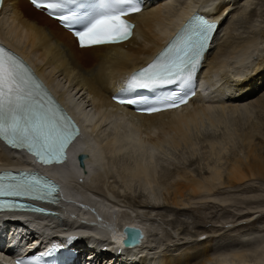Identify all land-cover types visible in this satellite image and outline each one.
Returning <instances> with one entry per match:
<instances>
[{"label":"bare ground","instance_id":"bare-ground-1","mask_svg":"<svg viewBox=\"0 0 264 264\" xmlns=\"http://www.w3.org/2000/svg\"><path fill=\"white\" fill-rule=\"evenodd\" d=\"M177 1L155 0L151 2L148 10L134 15L133 19L137 27L134 36L125 43L79 48L77 40L71 33L59 26L55 20L34 9L27 0H5L0 14V38L26 57L82 125V135L72 145L71 152L83 148L81 150L84 153L90 154L86 159L88 164L86 174L80 172L77 166L70 162L44 169L45 172L57 178L62 186L64 192V200L60 204L62 218L28 213L13 215L14 218L27 217L33 225L41 227L44 231L49 229L53 234L77 232L81 236L78 242L83 250L90 244L96 249L106 245L111 252L116 253L117 264H197L194 261L202 256L200 254L188 256L184 260L182 257L171 259L172 257L165 255L163 259L157 261L160 259V257L156 258L159 254L158 250L150 252L157 248L147 251L149 242L133 250L123 249L119 242H111L108 238L116 241L113 238L114 234L123 230L126 225L143 226L142 228L148 233V241L151 240L152 231L143 222L136 221L138 219L129 217L125 221H120L121 212L118 214L113 209L115 207L103 205L101 200L82 188L91 182L100 181L105 173H108L105 153H110L115 159L133 154V158H136L135 163L126 168L129 183L140 182L144 191L149 193L146 196L152 198L156 190L154 188V175L157 168L154 164L156 151L166 145L179 146L185 143L187 145L194 140V134L206 133L211 127L215 128L220 124H225V127L228 124V127L230 124L236 125L235 123L241 121L250 112L248 106L244 104L245 101L243 102L244 98L264 86L263 60L258 64L261 66L257 70L255 68V71L249 75H245V71L242 72L259 50V37L243 40L234 38L230 42L226 40L219 43L220 33L226 31L229 26L227 20H224L232 14L238 0H224L219 3L211 2V0H191L176 9ZM195 10L205 13L214 12L215 16L222 14L221 27L212 41L210 51L206 54L204 69L199 76L201 91H198L196 98L176 109L152 115L135 114L129 107L114 104L111 96L118 87L123 86L127 76L152 60ZM233 68L237 69L236 75L240 77L231 76ZM219 73L220 78L217 76L219 80L216 81V77L212 76ZM260 76L263 77L259 78ZM222 80L225 82L222 83ZM232 82H235L236 92H231L232 90L228 89L229 86L226 89L223 86L217 89L220 83L226 86ZM209 85L217 87L218 94L212 95V88L206 89ZM242 87H246V93L242 91ZM84 95L89 97L88 103L96 108L95 113L87 112V107L85 108L79 101ZM257 103L264 107V93L257 99ZM101 123L111 128L113 132L104 145H100L93 137V133ZM89 126L92 128H90L91 132H89L90 129L88 130ZM253 127V130L244 136L248 148L246 159H236L229 166L225 183L230 187L241 186L254 178L264 180V154L262 153L264 139L254 134L259 128L258 125L255 124ZM79 145L82 146L79 147ZM30 160L26 153L9 148L0 142V167L21 166L29 164ZM172 163L166 162L169 165ZM220 178L223 177L218 172L214 173L207 182L189 178L179 181L167 190V202L184 209L192 197L200 196L204 190L212 191L211 181ZM152 202L153 205L157 204L153 200ZM10 226V224H3L4 228L13 229ZM41 233L45 238V233ZM103 240L106 242L104 243ZM122 250L124 253L121 252ZM92 251L91 254L96 253L94 248ZM209 251L208 248L205 249L203 256H207ZM252 251L255 261L264 263V243ZM0 252L4 253L2 250ZM239 254L235 255H238L239 260H229L230 256H228V259L221 260V263L233 264L238 261L244 264L247 260H243V256ZM248 255L250 254L247 253ZM135 256H141L138 263L135 258L131 260Z\"/></svg>","mask_w":264,"mask_h":264},{"label":"rangeland","instance_id":"rangeland-1","mask_svg":"<svg viewBox=\"0 0 264 264\" xmlns=\"http://www.w3.org/2000/svg\"><path fill=\"white\" fill-rule=\"evenodd\" d=\"M187 1L191 0H178L175 2V8H181L188 3ZM215 1L219 3L224 0H211V2ZM224 21L229 23V26L226 31L220 33L219 43L226 40L230 42L234 38L243 40L259 37V50L246 65L247 68L245 67L242 71L243 73L245 71V75H249L255 71V68L257 70L261 66H258L259 62L264 61V0H238L232 14ZM235 70V73L231 71V76L240 77L236 75V68ZM217 76L220 78V73L212 77H216L218 81ZM223 82L225 80H222ZM222 83L217 85L218 88L208 86L209 90H211L210 87L212 88V95L218 94L217 89H220V86L225 89L229 86L228 89H231V92H236L235 82L226 86ZM205 84L208 83L205 82ZM242 88V91L246 93V87ZM263 89L264 86L244 98L243 102L245 101L244 104L248 106L250 112L246 113L247 116L238 121V124H230V127H228L229 124H226L227 127L225 124H220L218 127L206 130V133H196L193 143H189L190 146L186 143L179 146L166 145L157 150L154 160V164L157 165L154 175L156 190L152 198L146 196L149 193L144 191L140 182L129 183L126 168L135 163L136 158H133V154L115 159L110 153H105L108 173L100 179L101 182L99 180L91 182L89 186L87 185L88 187H82L83 190L86 189L89 194L101 200L103 205L115 207L113 209L118 214L121 212L120 221L130 217L147 225L152 231L147 248H157L150 251L153 253L158 250L159 254L156 258L160 257V259L157 261L163 259L165 255L172 257L171 259L182 257L184 260L188 256L200 254L202 256L197 258L199 261L197 259L194 261L197 264L198 262L199 264L202 262L203 264H222L221 260L228 259V256H230L229 260H239L238 255H235L241 253L239 255L243 256L242 259L247 260L244 264H256L252 250L264 243V180L254 178L237 187H230L225 182L231 163L239 158L246 159L248 148L244 136L253 130L255 124L259 128L254 134L264 139V107L257 103V99L264 93ZM79 101L85 108L87 107V112L93 114L97 111L88 103L87 95L82 96ZM90 128L89 126L88 130ZM112 133L111 128L101 123L93 133V137L100 145H104ZM262 153L264 154V147ZM169 161L173 163L166 164ZM218 172L223 178L211 181L212 191L204 190L200 196L192 197L184 209L168 204L167 190L175 183L185 181L187 178L207 182L214 173ZM152 200L157 204L153 205ZM207 248L210 251L207 256H203ZM247 253L250 255L247 256ZM236 263L241 264L238 261L233 262V264Z\"/></svg>","mask_w":264,"mask_h":264},{"label":"snow or ice","instance_id":"snow-or-ice-1","mask_svg":"<svg viewBox=\"0 0 264 264\" xmlns=\"http://www.w3.org/2000/svg\"><path fill=\"white\" fill-rule=\"evenodd\" d=\"M61 24L73 30L80 47L118 44L128 40L134 25L126 17L139 12V0H31ZM215 25L197 15L151 64L132 74L126 90H155L176 85V91L154 96L120 100V103L147 106L152 113L179 107L187 102L182 90L190 83ZM194 94V93H193ZM79 135L70 118L54 102L31 69L10 50L0 46V142L24 150L43 164L64 163L67 148ZM58 191L54 182L37 174L0 173V211L27 207L15 199H46ZM43 211V209H33ZM129 239L142 236L128 229ZM52 251H55L53 249ZM51 254V252L49 253ZM17 264H31L18 260Z\"/></svg>","mask_w":264,"mask_h":264},{"label":"water","instance_id":"water-1","mask_svg":"<svg viewBox=\"0 0 264 264\" xmlns=\"http://www.w3.org/2000/svg\"><path fill=\"white\" fill-rule=\"evenodd\" d=\"M88 158V154H81L79 157H78V160H79V164L81 166V168H83V170L86 172L85 170V160ZM68 176V175H66ZM143 226H134V225H126L124 226L123 228V231L126 235V240L124 241V246L126 248H129V249H135V248H138V247H142L144 246L147 242H148V233L146 231V229L142 228ZM128 229H138L140 231V233H142V236L139 238V239H136V240H130L129 239V233H128Z\"/></svg>","mask_w":264,"mask_h":264}]
</instances>
